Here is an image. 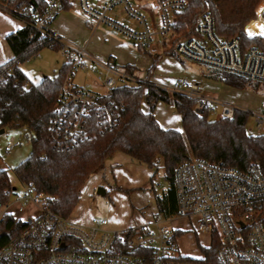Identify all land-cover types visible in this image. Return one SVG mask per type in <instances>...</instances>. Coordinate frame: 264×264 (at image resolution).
Instances as JSON below:
<instances>
[{"label": "built area", "instance_id": "1", "mask_svg": "<svg viewBox=\"0 0 264 264\" xmlns=\"http://www.w3.org/2000/svg\"><path fill=\"white\" fill-rule=\"evenodd\" d=\"M45 1L42 14L19 11L43 35L52 32L50 25L63 10L62 0ZM78 1L94 30L106 26L145 50L153 49L161 38L175 40L177 15L187 6L184 0H150V6L143 2L133 5L131 0H108L95 8L89 0ZM120 6L134 27L108 16ZM6 8L3 6V10ZM197 33L198 38L177 42L175 51L180 58L264 83V51L260 48L243 49L238 38L217 37L210 13L200 17ZM245 34L264 39V34L251 36L246 29ZM64 51L69 72L60 94V111L69 115V109H74L77 118L71 121L65 116L61 130L68 142H81L88 138L83 117L100 93L78 87L72 80L76 71L87 69L86 62L92 61V56L86 50L77 52L65 47ZM95 64L104 73L99 81L106 91L138 80L112 60ZM91 70L96 72L94 67ZM159 87L198 100L196 110L200 114L209 109L211 113L219 112L218 118L233 119L237 112L248 113L254 117L256 129L264 133V103L257 112L250 113L205 95L194 81L178 80L171 87ZM20 145L8 143L6 150L13 151ZM22 186L21 193L13 188L10 201L0 206V223L11 216L25 225L7 244L0 245V264H264V172L258 163L241 171L191 157L175 171L177 214L166 217L156 213L152 222L123 230L112 228L110 221L102 217H92L87 223L62 218L51 210L49 196L32 183ZM30 206L36 208L35 215L27 212ZM176 220L190 224V229L168 226ZM189 232L207 240L206 244L199 240L192 255L183 254L178 244V239Z\"/></svg>", "mask_w": 264, "mask_h": 264}, {"label": "trees", "instance_id": "2", "mask_svg": "<svg viewBox=\"0 0 264 264\" xmlns=\"http://www.w3.org/2000/svg\"><path fill=\"white\" fill-rule=\"evenodd\" d=\"M184 1L187 6L177 15L174 25L176 38L166 53L179 57L175 51L177 42L199 37L198 21L205 13L213 16L217 37L238 38L243 49L255 46L264 51V39L248 38L244 32L246 29L251 36L264 34V5L259 7L256 18V10L263 0ZM62 3L63 10L72 7V0H62ZM46 6L45 0H0V11L24 25L6 37L12 58L0 65V131H25L32 153L15 169V174L21 184L32 183L49 196L53 212L65 219L71 218L86 182L102 173L117 154L146 165L153 172L152 180L163 171L168 188L156 197V206L157 213L166 217L178 212L175 171L191 157L241 171L258 163L264 172V134H248V113L237 112L233 119L213 120L209 109L201 114L197 112L198 100L168 92L149 79L138 78L134 83L99 94L89 106V114L83 117L88 138L68 142L61 130V120L66 116L67 120L74 121L77 117L74 109H69V115L60 111V94L69 72L67 64L58 75L45 77L37 84L31 83L21 69L22 64L44 49H65L61 37L53 32L43 35L19 15L20 10L42 14ZM125 68L131 73L135 71L133 66ZM216 72V78L228 86L242 88L250 82L234 74ZM143 102L148 105V112L143 110ZM159 103L174 107L183 131L164 128L159 123L155 116ZM12 190L9 172L0 167V206L10 201ZM24 226L11 216L5 217L0 223V245L7 244Z\"/></svg>", "mask_w": 264, "mask_h": 264}, {"label": "rangeland", "instance_id": "3", "mask_svg": "<svg viewBox=\"0 0 264 264\" xmlns=\"http://www.w3.org/2000/svg\"><path fill=\"white\" fill-rule=\"evenodd\" d=\"M107 1L89 0V4L91 7L99 8ZM137 1L131 0L133 5L137 6L142 2L147 3L148 6L152 5L150 0H141L139 3ZM120 12L121 16L118 15ZM108 16L131 27L135 26L134 22L125 17L121 6ZM13 21L18 20L13 18ZM50 30L61 37L67 49L77 52L86 50L93 58L92 61L86 62V70L79 69L74 73L72 80L78 87H89L100 94L105 93L106 88L99 81V76L104 73L95 63L113 59L121 68L135 67L133 72L135 77L141 80L149 79L157 86L171 87L178 80L194 81L199 83L204 93L250 113L257 112L264 103V83L250 81L242 88L228 86L216 78L217 70L166 53L172 47L174 41L172 39L161 38L156 41L153 49L145 50L106 26L94 30L83 14L78 0H72V7L59 13L50 25ZM0 57L6 60L5 62L12 58V52L3 39H0ZM65 63L64 50L44 49L39 56L22 64L21 69L31 83L37 84L45 77L58 75ZM93 67L96 72L91 70ZM142 108L146 112L149 111L146 102H143ZM155 116L164 128L183 131L181 118L172 105L159 103ZM218 116L219 112L212 113L211 119L214 120ZM246 130L253 136L264 134L256 129L252 115H249ZM16 142L21 144L20 147L7 152V144ZM31 153L32 144L30 140H27L24 130H6L0 136V167L9 172L11 184L18 193L22 192L23 186L15 174V169L27 160ZM152 176L153 172L146 165L137 163L126 155H116L106 164L102 173L92 176L86 182L72 218L81 223H87L92 217L107 218L110 226L117 230L152 222L157 213L156 197L168 188L162 170L153 180ZM99 188L105 191V195L98 194ZM27 212L35 215L36 208L30 206ZM168 226L190 229V224L181 220L169 222ZM199 240L202 244L207 243L206 238H198L191 232L184 234L178 239L181 252L188 255L194 254Z\"/></svg>", "mask_w": 264, "mask_h": 264}, {"label": "crops", "instance_id": "4", "mask_svg": "<svg viewBox=\"0 0 264 264\" xmlns=\"http://www.w3.org/2000/svg\"><path fill=\"white\" fill-rule=\"evenodd\" d=\"M23 26L24 25L19 20L17 22H14L13 18H11L10 16H6L3 12L0 11V39H3V41H6L7 35L17 31L18 29L22 28ZM109 60L113 61V59H109ZM5 61H4L3 58L0 57V65L4 64ZM202 91H203V89H202ZM93 92L98 93L97 91H93ZM204 94L209 96V97H212V98H217L215 96H212V95H209V94H206V93H204ZM117 155H120V154H117ZM129 228H131V227H129ZM125 229H127V228H125Z\"/></svg>", "mask_w": 264, "mask_h": 264}, {"label": "water", "instance_id": "5", "mask_svg": "<svg viewBox=\"0 0 264 264\" xmlns=\"http://www.w3.org/2000/svg\"><path fill=\"white\" fill-rule=\"evenodd\" d=\"M5 133V130L0 131V136ZM98 194L105 195V191L102 188L98 189Z\"/></svg>", "mask_w": 264, "mask_h": 264}]
</instances>
